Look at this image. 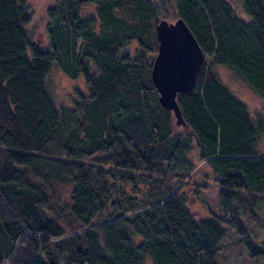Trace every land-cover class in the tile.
Segmentation results:
<instances>
[{
	"label": "trees",
	"instance_id": "trees-1",
	"mask_svg": "<svg viewBox=\"0 0 264 264\" xmlns=\"http://www.w3.org/2000/svg\"><path fill=\"white\" fill-rule=\"evenodd\" d=\"M238 1L246 18L226 0H54L47 50L26 29V0H0V264H220L232 230L264 257V0ZM84 4L94 14L81 16ZM170 15L205 56L193 89L177 93L180 125L151 78L156 25ZM53 65L85 80L68 105L48 89ZM194 145L217 176L219 216L195 217L180 195L193 166L175 164Z\"/></svg>",
	"mask_w": 264,
	"mask_h": 264
},
{
	"label": "rangeland",
	"instance_id": "rangeland-1",
	"mask_svg": "<svg viewBox=\"0 0 264 264\" xmlns=\"http://www.w3.org/2000/svg\"><path fill=\"white\" fill-rule=\"evenodd\" d=\"M53 1L26 0L32 13L31 20L26 25V29L32 37V40L41 48L47 50H51L46 32L47 9L53 4ZM226 1L234 8L238 16L246 18L247 15H245L241 3L238 0ZM94 12L95 9L92 4H84L80 7L79 14L81 16H88L94 14ZM175 19L172 15L169 18H165L168 22H174ZM214 69L230 91L246 104L250 114L255 115L257 112H261L263 100L238 79L229 68L215 66ZM46 83L56 106L68 105L70 103L74 87L86 88L85 80L81 75L72 79L56 65H53L47 72ZM185 162H190L187 166L190 165L193 167L189 171V177L186 183L182 184L180 195L184 197L192 214L195 217H206L210 214L221 215L222 212L217 200L219 189L217 176L206 163L198 158L195 145L184 159L177 161L175 169H180L182 173L186 171V165H182ZM60 197L63 202H67L69 189L62 188ZM259 216L263 219L264 223V209L261 210ZM262 236L264 237V234ZM242 239V235L235 233L233 230L228 231L219 243L216 260L220 264H264V257H253L249 254ZM143 264H152V262L147 257Z\"/></svg>",
	"mask_w": 264,
	"mask_h": 264
},
{
	"label": "water",
	"instance_id": "water-1",
	"mask_svg": "<svg viewBox=\"0 0 264 264\" xmlns=\"http://www.w3.org/2000/svg\"><path fill=\"white\" fill-rule=\"evenodd\" d=\"M158 46L153 59L151 78L160 105L170 111L175 124L184 123L176 96L193 89L204 61V53L182 18L156 25Z\"/></svg>",
	"mask_w": 264,
	"mask_h": 264
}]
</instances>
